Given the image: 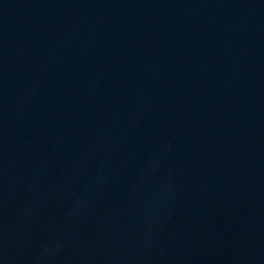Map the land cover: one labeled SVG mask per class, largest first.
I'll list each match as a JSON object with an SVG mask.
<instances>
[{
	"label": "water",
	"instance_id": "95a60500",
	"mask_svg": "<svg viewBox=\"0 0 264 264\" xmlns=\"http://www.w3.org/2000/svg\"><path fill=\"white\" fill-rule=\"evenodd\" d=\"M0 264H264V0H0Z\"/></svg>",
	"mask_w": 264,
	"mask_h": 264
}]
</instances>
